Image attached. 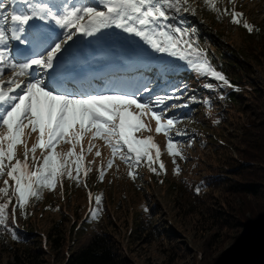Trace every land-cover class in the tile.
<instances>
[{"label":"rangeland","instance_id":"obj_1","mask_svg":"<svg viewBox=\"0 0 264 264\" xmlns=\"http://www.w3.org/2000/svg\"><path fill=\"white\" fill-rule=\"evenodd\" d=\"M76 2L94 3L95 0ZM189 2L196 9L195 15L188 13L186 17L190 21L189 28L196 29L192 39L206 53H213L217 58L224 55L227 72L247 86L245 95L235 103L223 102L222 96L216 98V90H213L214 94L210 89H203L207 88V76L199 77L189 71L186 62L166 54L155 53L139 38L118 29L106 30L103 35H108L106 40L109 43L99 54H108L109 58L124 56L123 60L128 66L141 68L148 73L142 78H134L131 86L127 88L129 92H135L146 84L153 87V95L171 93L179 88L183 99L175 102L187 103L188 107L173 109L168 113L181 121L168 135L156 132V122L150 116L143 118L151 131L144 130L136 135L139 138L152 136L161 155L153 164L157 173L149 169L146 161H141L135 169V180L128 175L132 171L128 163L118 155L114 159L113 167L107 168L108 161L113 159L111 148L103 139H93L89 133L81 142L83 153L81 145L76 147V153L84 156L87 175L80 173L81 183L65 175L62 186L58 184L55 190L43 189L40 199H29L25 215L22 213L24 210L17 206L16 217L25 230L32 228L44 241L52 223L67 215L70 225L74 223L77 226L67 243L68 254L85 247L93 235L103 229L118 241L127 264H213L222 252L232 248L236 237L243 231H219L216 224L221 223L217 220L208 219L207 216L200 218L179 213L177 205L180 203V196L176 195L171 184H179L183 180H198L202 176L222 173L227 169L237 170L239 158L241 159L246 148L243 144L246 132L251 125L259 126L264 122V43L260 46L261 50L256 47L261 38H264V0H234V3L230 0H217V7L221 11L227 8L229 11L234 9L244 14L239 25L233 24L229 15L218 17L205 0ZM184 15L186 13L181 16ZM244 20L253 25L252 33L243 27ZM84 39L90 41L97 38L81 37L72 46L73 49L85 47L93 50L91 44L83 43ZM232 55H235V58H232L235 66L229 67L227 62ZM207 58L212 61L208 56ZM167 68L170 69L166 70ZM169 73L174 76H169ZM147 97L148 94H144V98ZM191 97H195V100H191ZM210 98H215L218 102L211 106ZM205 101L209 103L206 104ZM178 132L184 134L177 135ZM169 136L174 142H179L177 147L182 156L173 157L168 153ZM24 140L31 148L38 142V133H32L30 128L26 129ZM90 142L94 146L92 151L88 152ZM70 149L71 145L63 141L57 146V152L61 154H66ZM24 151L23 144L17 147L18 159L23 160ZM96 151H100L101 155L96 156ZM35 155L37 160L42 161V150L38 149ZM28 162L34 168L36 161L31 158V154ZM160 162H163L166 171L159 168ZM177 165L181 169L179 174L175 172ZM101 170L105 171L103 181L99 179ZM75 175L73 171V176ZM234 180L241 179L234 177ZM2 186L3 182L0 180V187ZM89 192L93 196L100 195L103 199L102 206L105 211L97 220L90 216V209L96 205L94 201L90 204ZM3 202L4 200L0 199V203ZM37 202L39 204H36ZM221 205L222 209L218 208L217 211H222L224 216L229 211V205L227 201ZM149 211L155 214L152 222L157 229L156 236L153 239L143 238L141 241H137L135 237L131 238L133 217L139 213L147 214ZM28 215L30 219H27ZM2 241L6 246H10L9 239ZM61 259L62 253H59L55 260L59 262ZM5 260L6 258L3 259ZM254 264H258V261Z\"/></svg>","mask_w":264,"mask_h":264},{"label":"snow or ice","instance_id":"obj_2","mask_svg":"<svg viewBox=\"0 0 264 264\" xmlns=\"http://www.w3.org/2000/svg\"><path fill=\"white\" fill-rule=\"evenodd\" d=\"M205 3L218 17L226 14L231 16L233 24L242 23V12L227 8L221 11L217 0H205ZM18 5L23 7L17 9ZM182 13L196 14L189 0H95L94 3L0 0V180L3 182L0 199L4 200L0 203V226L8 229L14 240L19 237L9 228L8 221L11 215L15 224L17 206L23 210L30 198L40 199L43 189L55 190L58 184L62 186L65 175L78 183L82 182L81 172L87 175L84 156L76 153V147L81 145L83 153L81 142L89 133L93 139H103L111 148L113 159L108 161L107 168L113 167L118 155L128 163L132 169L128 175L135 180V169L141 161H146L149 169L157 173L153 164L161 155L152 136L139 138L136 135L151 131L143 118L150 116L156 122V132L168 135L181 122L168 113L188 107L187 103L175 102L183 99L179 88L155 95L153 87L147 84L135 92L68 91L59 70L79 38H98L106 30L118 29L139 38L155 53L186 62L198 75L232 86L192 39L196 29L183 26ZM44 26H49V30L45 31ZM51 26L59 29V33L54 35ZM243 27L253 32V25L246 20ZM13 42L25 46L31 54L17 59ZM205 86L214 87L211 83ZM144 94L148 97L144 98ZM190 99L195 100V97ZM29 128L32 133H38V142L31 148L24 140L25 130ZM62 141L71 145L66 154L57 152ZM178 143L169 136L167 151L173 157L182 156ZM22 144L25 147L23 160L17 158V147ZM93 146L90 142L87 151L91 152ZM38 149L43 152L42 161L36 158ZM30 154L36 161L34 168L28 162ZM95 154L101 155L100 151ZM159 168L166 171L163 162L159 163ZM180 171L177 165L176 174ZM104 177L105 171L101 170L100 181ZM196 191L199 193L200 188ZM88 196L90 204L94 201L96 205L90 209V216L97 220L103 211L102 196H93L91 192ZM13 198L16 205L9 213Z\"/></svg>","mask_w":264,"mask_h":264},{"label":"trees","instance_id":"obj_3","mask_svg":"<svg viewBox=\"0 0 264 264\" xmlns=\"http://www.w3.org/2000/svg\"><path fill=\"white\" fill-rule=\"evenodd\" d=\"M187 14L181 16V19L183 26L189 28L190 21L186 19ZM260 41L256 44L257 49L261 48L264 38ZM207 53L213 62L212 65L226 76L232 86H225L221 81L210 77H207L205 85L209 83L214 85L210 91L214 93L213 90H216V94L214 93L216 98L222 96L223 102L235 103L238 98L245 95L247 86L227 72L224 55L217 58L213 53ZM233 57L235 58V55H232L227 62L229 67L235 66ZM197 76L205 77L198 74ZM203 89L209 90L205 87ZM210 99L211 106L218 102L215 98ZM245 136L243 144L246 148L242 152L241 159L239 158L237 170L227 169L222 173L202 176L198 180H183L179 184H171L176 195L180 196V203L177 205L179 213L200 218L207 216L208 219L217 220L221 223V225L216 224L219 231L225 229L243 231L236 237L232 248L222 252L213 264H254L255 261L264 264V178H261L264 176V122L259 126L251 125ZM234 177H239L241 180L236 181ZM197 188H200L199 193L196 191ZM229 199L231 200L228 201ZM235 200L238 202L236 203ZM224 201H227L229 211L223 216L222 211L217 210L222 209L221 203ZM13 205H16L14 198L9 213ZM23 210L22 213L26 212L25 209ZM104 211L103 207L101 216ZM150 211L152 212V209ZM150 211L133 217L131 238L135 237L137 241H141L143 238L153 239L156 236L157 229L152 222L155 214ZM63 217L60 221L52 223L43 241L32 228L25 230L19 224L17 217L13 224L10 215L9 228L14 229L19 240H14L11 232L0 226V264H127L118 241L103 229L94 234L85 247L68 254L67 243L77 226L74 223L70 225L67 215ZM30 218L28 215L27 219ZM203 221L206 222L205 219ZM4 239L10 240V246L3 244ZM59 253H62V259L57 262L55 259Z\"/></svg>","mask_w":264,"mask_h":264},{"label":"bare ground","instance_id":"obj_4","mask_svg":"<svg viewBox=\"0 0 264 264\" xmlns=\"http://www.w3.org/2000/svg\"><path fill=\"white\" fill-rule=\"evenodd\" d=\"M107 41V40H106ZM116 41V40H115ZM111 42V41H110ZM107 43H109V42H107ZM111 44H112V42H111ZM107 52V51H106ZM111 69H108L106 72H105V74H111V72L110 73H108L109 71H110ZM112 71V70H111ZM112 72H114V71H112ZM97 76H100V74H98Z\"/></svg>","mask_w":264,"mask_h":264}]
</instances>
